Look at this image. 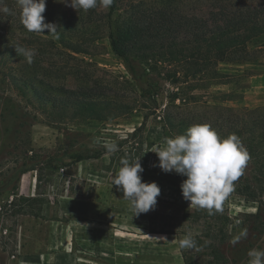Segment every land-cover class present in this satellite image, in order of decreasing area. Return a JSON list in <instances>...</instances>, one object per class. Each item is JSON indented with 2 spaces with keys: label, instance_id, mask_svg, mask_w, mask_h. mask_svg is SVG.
Instances as JSON below:
<instances>
[{
  "label": "rangeland",
  "instance_id": "374dc122",
  "mask_svg": "<svg viewBox=\"0 0 264 264\" xmlns=\"http://www.w3.org/2000/svg\"><path fill=\"white\" fill-rule=\"evenodd\" d=\"M213 1L121 0L113 20L136 13L160 24L164 9L200 16L211 10ZM4 7L12 14L0 12V23L7 22L17 29L19 37H26L19 27L22 22L17 0H0V9ZM97 10L96 19L90 21L83 10L66 6L62 0H46L45 19L63 27L70 41L86 39L84 45L89 51L74 54L67 50L78 60L69 59L62 67L66 76L53 82L68 88L83 85L105 91L107 99L117 103L103 113L114 118L81 119L70 109L63 115H58L56 109V117H52L14 93L3 75L0 78V264H186L184 253L193 264H215V249H220L225 257L219 264H248L249 250H264V191L254 178L253 158L244 170L246 179L240 177L235 182L221 212L210 215L207 210L190 207L180 187L186 177L153 167L158 164V157L151 151L163 147L165 138L176 135L163 127L159 116L152 114L144 127L129 137L144 122L148 108L141 107L139 90L110 45L108 33L113 21L107 16L109 7L98 5ZM43 37L59 44V39L52 35ZM249 48L251 60L220 63L217 70L222 77L218 79L208 75L197 81L181 78L178 85L183 89L214 83L208 89L193 90L200 95L192 110L197 123L204 124L206 118L215 123L219 114L231 120L232 111L224 107L264 105L259 100L264 95L254 90L258 75L264 73V34L250 41ZM45 66L57 73L62 65ZM177 87L171 82L165 84L168 94ZM214 93H228L232 99L217 102L210 97ZM161 102L163 108L167 99ZM7 105H14L15 109H8ZM225 125L229 127L230 121ZM214 126L221 128L219 124ZM112 142L118 145L115 153L73 161L75 153H93ZM122 158L130 162L140 158L144 168L142 181L156 182L160 187L154 211L133 217L123 193L112 186ZM32 164L37 169L23 177L24 183L27 178L32 183L29 190L28 186H21V177L22 169ZM245 182L257 188L255 199L243 194ZM257 212L259 218L254 216ZM244 229L247 237L233 245L231 241ZM187 235L197 238L195 248L179 247V241ZM234 252L238 253L236 259Z\"/></svg>",
  "mask_w": 264,
  "mask_h": 264
},
{
  "label": "trees",
  "instance_id": "16d2710c",
  "mask_svg": "<svg viewBox=\"0 0 264 264\" xmlns=\"http://www.w3.org/2000/svg\"><path fill=\"white\" fill-rule=\"evenodd\" d=\"M118 1L121 0H113L107 13L109 21H113L108 33L110 45L114 53L123 60L131 80L138 88L141 107L148 108L144 114V122L129 137L140 131L152 114L159 116L163 127L169 128L175 135L184 134L190 126L199 124L192 110L200 101V95L193 93V90L208 89L214 83L209 86L200 85L201 87L194 84L183 89L178 85L183 81L181 78L185 76L189 78L187 81L192 78L197 81L204 80L206 75L214 80L222 77L217 70L218 65L222 62L245 63L251 60L249 43L264 34V0H215L211 4V10L200 16L183 14L176 9H164L160 13V24L153 18L148 20L149 17L136 13L113 20ZM97 9L98 6L86 12L90 21L96 19L99 13ZM45 22L50 20L46 18ZM19 27L26 32V37H19L17 29L7 22L0 23V66L4 69L0 70V78L3 75L2 79L7 80L14 93L18 92L17 95L21 98L50 113L52 117H56V109L59 110L58 115H63V112L70 109L74 116L81 119L114 118L113 115L103 113L104 109L117 103L115 99H107L105 91L83 85L68 88L64 84L53 82L54 79L61 80V77L66 76L62 67L66 66L69 59L78 60L74 54L89 52L84 45L86 39L70 41L66 39L63 27H57L58 44L52 38L43 37L48 35L47 30L43 34H36L27 31L22 23ZM16 46L34 51L32 63H28L23 55L17 54ZM46 63L62 66L55 73L45 66ZM162 80L165 84H176L177 90H171L168 94ZM127 81L130 82L128 79ZM211 96L217 102L232 99L228 97V93H214ZM161 99H167L163 108ZM9 100L13 103V99ZM147 102L151 105H147ZM6 108L15 109L14 105H7ZM224 108L232 111L234 116L231 120L219 114L215 123L206 118L204 124L210 125L221 138L230 134L239 138L243 148L255 162L254 178L264 191V105L256 108ZM227 121H230L229 127L225 125ZM214 124H219L221 128H216ZM105 152L107 150L104 147L93 153H75L73 161L98 158ZM34 169H37L35 164L26 166L22 169V174ZM241 177L246 179L244 174ZM242 188V192H246L243 194L250 199L257 197V188L252 184L242 183ZM186 216L188 218L189 215ZM254 216L259 218V212ZM193 238L197 244V238ZM237 254H232L234 259ZM214 255L215 264L225 259L220 249H215ZM184 258L186 264H193L185 253Z\"/></svg>",
  "mask_w": 264,
  "mask_h": 264
},
{
  "label": "clouds",
  "instance_id": "9594fccd",
  "mask_svg": "<svg viewBox=\"0 0 264 264\" xmlns=\"http://www.w3.org/2000/svg\"><path fill=\"white\" fill-rule=\"evenodd\" d=\"M66 6L75 10L87 12L98 5L108 8L113 0H62ZM21 10V22L25 29L36 34H43L59 38L57 25L45 22L43 13L46 10V0H17ZM0 12L11 15L8 7ZM17 54L23 55L28 63H32L34 51L23 46H16ZM107 152L115 153L118 145L115 142L104 145ZM158 157L159 167L164 173H176L186 177L181 183L182 197L190 202V207L207 210L210 215L222 211V206L234 191L235 182L244 174L250 160V155L243 148L241 141L235 134L221 138L218 133L207 124L190 126L184 134L172 138H165L163 147L154 151ZM118 173L112 178V186L123 193V199L133 217L154 211L161 189L156 182H143L141 174L144 168L140 158L129 161L122 158ZM247 229L237 235L231 243L237 244L241 238L247 237ZM197 246L191 235L179 241L181 249H192ZM248 264H264V250L251 249L247 253Z\"/></svg>",
  "mask_w": 264,
  "mask_h": 264
},
{
  "label": "crops",
  "instance_id": "0c3cea01",
  "mask_svg": "<svg viewBox=\"0 0 264 264\" xmlns=\"http://www.w3.org/2000/svg\"><path fill=\"white\" fill-rule=\"evenodd\" d=\"M223 63V62H222ZM257 77V76H256ZM258 77H260V79H258L259 81V83L257 84V85H254V90H257L258 91V93H259V95H264V73H262V74H259L258 75ZM259 100H262L263 101V103H264V98H262V97H260L259 98ZM24 176H27V172L26 173H24L23 175H22V177H21V186L24 188V187H26V186H28V188H29V190H31V181H30V179L29 178H27V181L24 183L23 182V177ZM31 194V193H30ZM29 194V195H30Z\"/></svg>",
  "mask_w": 264,
  "mask_h": 264
}]
</instances>
